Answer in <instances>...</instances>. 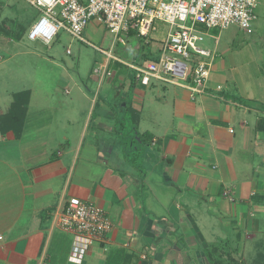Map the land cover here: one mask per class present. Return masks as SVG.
Segmentation results:
<instances>
[{"label":"crops","instance_id":"1","mask_svg":"<svg viewBox=\"0 0 264 264\" xmlns=\"http://www.w3.org/2000/svg\"><path fill=\"white\" fill-rule=\"evenodd\" d=\"M9 43L0 48L8 49ZM113 71L118 80L113 89L124 93L120 111L131 112L133 131L154 147L142 150L148 165L121 164L130 146L122 130L114 131V121H122L109 107L107 93L93 100L81 92L64 93L53 113L38 100L39 112L49 116L45 122L26 90L30 98L20 134L0 132V163L10 192V203L0 205V264H49L58 229L53 217L71 197L95 203L113 224L105 243H96L83 264H105L113 251H124L127 264H208L217 252L210 244L232 242L234 247L217 258L228 254L223 264H237V259L248 264L252 246L254 264H264V62L234 65L218 58L206 93L198 97L184 88L162 87L154 101L169 107L157 113L151 107V127L142 133L143 103L140 97L126 101L128 87L137 83ZM18 93L1 114L9 112ZM105 132L124 140L107 142ZM136 151L141 153L139 147ZM225 188L231 199L224 196ZM189 199L212 217L208 236L197 232L206 226L196 225L184 203Z\"/></svg>","mask_w":264,"mask_h":264},{"label":"rangeland","instance_id":"2","mask_svg":"<svg viewBox=\"0 0 264 264\" xmlns=\"http://www.w3.org/2000/svg\"><path fill=\"white\" fill-rule=\"evenodd\" d=\"M57 10L59 11V8ZM255 14L257 19L253 22V34H248L237 25H231L227 29H212L208 31L209 36H207L206 41L200 45L216 53L217 57L215 61L222 57L225 58V60L229 59L234 65L247 61H256V59L263 63L264 0L255 10ZM40 16L41 12L32 7L25 0H0V46L6 41L10 42L9 48L7 47L8 49L0 48V110L8 109L9 104L7 101L8 99L9 102L12 101L14 93L31 90L32 109L36 108L41 120L46 122L49 120V116H47L48 114H46V112H39L41 108L39 107L38 100H41L45 107L48 105V111L53 113L54 107L58 106L57 102H62L61 99H63L64 93H67L66 97L75 96L78 92H81V94L85 93L91 100L95 98L98 99L99 93H107L108 101L110 102L109 107L115 110L117 120L120 122L124 120L125 123L122 125V122H118L119 124H117V126V121L110 119L107 121H110L111 124H113L114 121V131L117 133L122 130L125 140L128 141L126 142L129 143L128 146H130L126 157L127 161H125L126 159H121V164H126L125 168L130 167L131 169H133V165L136 166V164L137 167L147 166L148 164L144 158L145 155L142 152H147L148 148L149 151L154 150V147L151 146V142H149L150 144H143L137 138L136 132L133 131L131 112L122 113L120 111L118 101L122 98L121 96L124 93L121 92L117 94L116 90L113 89V87H116V84H118V80H114L115 78L112 77H106L100 83L98 76L94 73L95 68L103 65L106 60V56L100 50H111L112 44L114 43V35L96 19H92L84 32V37L90 44L79 41L66 30H61L51 45L47 46L40 41L34 42L28 38L31 25L38 20ZM156 26L158 31L154 32L148 39L140 37L136 32H132L127 38L128 45L122 46L118 44L112 50L113 54L131 64H140L144 60L157 61L161 56L162 48L167 40L170 25L165 22L157 21ZM4 30L9 34L12 32L15 34L23 33L21 40L15 36L13 37V35L9 36ZM217 37L220 38L218 45L215 43V38ZM11 38L13 39L12 41ZM147 40L150 41V45L147 44ZM68 50H70V54L67 53ZM193 59H195V57ZM194 65V63L190 64L191 67H194ZM119 73L126 80L129 79L131 81L134 79V72L131 69L121 68L119 69ZM60 80L67 82L68 87L63 88ZM162 87H168L172 91L173 89L176 91L178 89L170 84L166 86V84L155 81L152 82V85L149 87L142 86L141 84H133V86L128 87L130 90L126 101L129 100L131 102L135 97H140L138 100L143 103L144 106L143 121L140 126L141 133L144 132L145 129L151 127L149 115L151 107L156 110V113L159 109L169 107V105L154 101L155 94L160 93ZM139 92H145V94L140 96L139 94L142 93ZM194 97H198V94ZM91 102L89 101L86 106L90 107ZM111 104L113 106H111ZM120 112L122 114H120ZM36 113L37 112L34 114ZM96 127L98 128V126H95V128ZM103 133L104 132H102V134ZM105 135L107 142L110 143L113 141L116 143L120 141L121 143L124 140V137L118 140L117 134L109 136V134L105 132ZM131 143L134 144L133 146L135 147H131ZM137 147L141 149V153L136 151ZM121 155L120 157H122ZM6 171L5 166L0 163V205L5 202L6 204L10 203V201H7L9 196L8 193L10 192H7L9 176H7L8 172ZM11 195L16 199V193ZM184 203L190 205L192 209L191 215L195 217L196 225L202 226L203 224L206 226L202 231L200 229L198 231V229L195 228L197 232L199 234H203L204 232V234L208 236L212 231V217L203 212L204 210L201 208V204L199 205V201L191 200ZM187 218L186 223H190V225L194 226L189 217ZM180 232H182V229ZM73 239L74 237L72 234L57 229L51 242L52 244L49 250L50 259L48 263L69 264V252L72 247ZM232 243L224 247L223 245L218 246L215 243H212V245L210 244L209 249L213 250L215 247L217 252L213 253L214 250L211 252V254H213L210 255L211 259L208 264H216V261H218L216 259L220 257V252L227 249L229 246L234 247ZM255 254L256 249L252 246V250L247 254L248 264H254L252 259ZM224 258V260H226V258L228 259V254L224 255ZM226 262L228 261L226 260ZM237 264H242L240 259H237Z\"/></svg>","mask_w":264,"mask_h":264},{"label":"built area","instance_id":"3","mask_svg":"<svg viewBox=\"0 0 264 264\" xmlns=\"http://www.w3.org/2000/svg\"><path fill=\"white\" fill-rule=\"evenodd\" d=\"M25 1L41 12L28 32L31 41L49 46L61 30H66L79 41L90 44L84 32L92 19L114 35L111 50H100L106 56L104 64L94 70L100 81L113 77L111 65L119 64L122 68L133 70L135 83L142 86L149 87L155 81L199 95L206 93L217 57L215 52L200 45L209 36L208 31L237 25L248 34H253V22L257 19L255 10L263 0ZM157 21L170 25L157 61L144 60L140 64H131L113 54L112 50L118 44L128 45L127 38L132 32L145 39L151 37L158 31ZM215 40L218 42V37ZM147 44L150 45L149 40ZM67 53L70 54V50ZM191 63L195 64L194 67L190 66ZM230 194V189L225 188L224 196L230 198ZM53 224L74 237L69 255L72 264H83L90 249L96 243H105V236L113 228L101 208L78 197H71L55 212Z\"/></svg>","mask_w":264,"mask_h":264},{"label":"trees","instance_id":"4","mask_svg":"<svg viewBox=\"0 0 264 264\" xmlns=\"http://www.w3.org/2000/svg\"><path fill=\"white\" fill-rule=\"evenodd\" d=\"M6 34H9V33L6 32ZM11 35H13V37L15 36L16 38L20 39L21 36L23 35V33H16L15 34L14 32H12L9 34V36H11ZM111 67L113 69L115 68L117 70L122 68V66H120L119 64H113V65H111ZM29 98H30V92L29 91L20 92L14 96V101L11 105L9 112L6 114H1V112H0V132L2 134L9 132L10 129L15 132L16 136H18V134H20V131L23 127V121H24V118L26 115V109H27V105L29 102ZM122 123L124 125V123H125L124 120L122 121ZM133 128H134V130L136 129V131H137L136 127H133ZM121 135L123 136L124 134L122 133ZM137 138L139 140L140 139L142 140V138L139 135H137ZM126 257L127 256L125 255L124 251H122V252L113 251L107 257L105 264H127ZM216 260H218V261H216V264L225 263L222 258L216 259Z\"/></svg>","mask_w":264,"mask_h":264}]
</instances>
